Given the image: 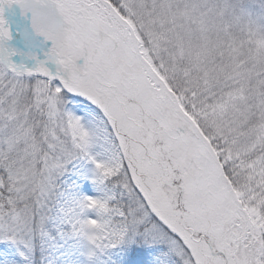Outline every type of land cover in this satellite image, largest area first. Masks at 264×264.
<instances>
[{"label": "snow or ice", "instance_id": "6c2138e0", "mask_svg": "<svg viewBox=\"0 0 264 264\" xmlns=\"http://www.w3.org/2000/svg\"><path fill=\"white\" fill-rule=\"evenodd\" d=\"M0 264H264V0H0Z\"/></svg>", "mask_w": 264, "mask_h": 264}, {"label": "rangeland", "instance_id": "374dc122", "mask_svg": "<svg viewBox=\"0 0 264 264\" xmlns=\"http://www.w3.org/2000/svg\"><path fill=\"white\" fill-rule=\"evenodd\" d=\"M3 17L8 22L9 27L14 30V31H12V29H10L11 33H12V36H13V39L11 41H9V43L12 46H14V47H17V48H20L21 50H23L22 44L20 43L18 35H17V29L20 28V27H17L6 16H3ZM25 18H26V21L24 22V24H20V26L21 27H30V14H27ZM12 60H13V62L19 63L20 62V57L13 56Z\"/></svg>", "mask_w": 264, "mask_h": 264}, {"label": "trees", "instance_id": "16d2710c", "mask_svg": "<svg viewBox=\"0 0 264 264\" xmlns=\"http://www.w3.org/2000/svg\"><path fill=\"white\" fill-rule=\"evenodd\" d=\"M27 13H25L24 16L21 15L20 9L17 5H13L11 9H5L3 16H6L11 22H12V17L15 19H21L25 21ZM12 19V20H11ZM10 28V27H9ZM11 29V28H10Z\"/></svg>", "mask_w": 264, "mask_h": 264}]
</instances>
